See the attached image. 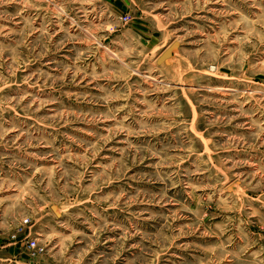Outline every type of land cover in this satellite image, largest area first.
Listing matches in <instances>:
<instances>
[{"label":"rangeland","instance_id":"rangeland-1","mask_svg":"<svg viewBox=\"0 0 264 264\" xmlns=\"http://www.w3.org/2000/svg\"><path fill=\"white\" fill-rule=\"evenodd\" d=\"M0 259L264 264V0H0Z\"/></svg>","mask_w":264,"mask_h":264},{"label":"built area","instance_id":"built-area-1","mask_svg":"<svg viewBox=\"0 0 264 264\" xmlns=\"http://www.w3.org/2000/svg\"><path fill=\"white\" fill-rule=\"evenodd\" d=\"M128 21H129V18H128V17H125V18L123 19V22H124V23H128ZM24 224H29V220H25ZM27 246H28V248L32 251V253H34V256H35L36 254H38V252H39V253L44 252V250H43L42 248L39 247L37 241L34 240V239L29 240V241L27 242Z\"/></svg>","mask_w":264,"mask_h":264},{"label":"crops","instance_id":"crops-1","mask_svg":"<svg viewBox=\"0 0 264 264\" xmlns=\"http://www.w3.org/2000/svg\"><path fill=\"white\" fill-rule=\"evenodd\" d=\"M2 263V259H0V264Z\"/></svg>","mask_w":264,"mask_h":264}]
</instances>
